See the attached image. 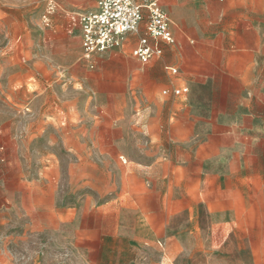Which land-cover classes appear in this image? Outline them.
Instances as JSON below:
<instances>
[{
	"label": "crops",
	"instance_id": "0c3cea01",
	"mask_svg": "<svg viewBox=\"0 0 264 264\" xmlns=\"http://www.w3.org/2000/svg\"><path fill=\"white\" fill-rule=\"evenodd\" d=\"M38 1L0 0V125L19 119L38 155L70 161L71 184L99 174L137 219L146 207L180 208L188 223L220 213L230 230L209 238L233 241L227 263L264 264V0H159L174 43L150 40L162 53L148 63L132 55L142 27L84 60L82 12L56 27Z\"/></svg>",
	"mask_w": 264,
	"mask_h": 264
},
{
	"label": "rangeland",
	"instance_id": "374dc122",
	"mask_svg": "<svg viewBox=\"0 0 264 264\" xmlns=\"http://www.w3.org/2000/svg\"><path fill=\"white\" fill-rule=\"evenodd\" d=\"M92 1L40 0L33 7L45 9L51 2L56 27H78L73 18L89 11ZM36 133V128L29 130L30 137ZM36 148V139L26 144L19 119L0 125V264H203L210 258L228 264L234 258L229 256L233 241L209 238L211 232L230 230L221 223L220 213L205 212L198 223H188L180 208L146 207L137 219L134 209L115 202V192L102 191L99 174L87 177L92 180L87 186L73 185L70 161L44 159ZM38 170L47 174L37 176ZM36 178L49 184L30 183ZM49 196L54 200L46 199ZM166 210L172 213L169 223ZM193 232H200L201 238H194ZM200 247L226 252L210 257L192 250ZM235 258L245 256L238 252Z\"/></svg>",
	"mask_w": 264,
	"mask_h": 264
},
{
	"label": "built area",
	"instance_id": "2783aa9c",
	"mask_svg": "<svg viewBox=\"0 0 264 264\" xmlns=\"http://www.w3.org/2000/svg\"><path fill=\"white\" fill-rule=\"evenodd\" d=\"M82 58L91 60L95 55L121 45L124 37L144 30L132 55L142 63L159 56L162 49L157 42L174 43L169 30V18L159 0H95V8L79 15ZM175 72V69L171 70ZM187 87L173 90L175 95L186 92Z\"/></svg>",
	"mask_w": 264,
	"mask_h": 264
}]
</instances>
